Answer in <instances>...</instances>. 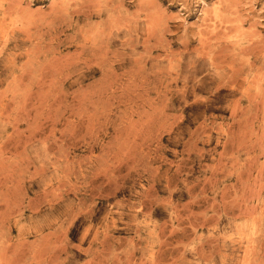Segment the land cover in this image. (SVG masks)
<instances>
[{
  "label": "rangeland",
  "instance_id": "obj_1",
  "mask_svg": "<svg viewBox=\"0 0 264 264\" xmlns=\"http://www.w3.org/2000/svg\"><path fill=\"white\" fill-rule=\"evenodd\" d=\"M0 264H264V0H0Z\"/></svg>",
  "mask_w": 264,
  "mask_h": 264
}]
</instances>
